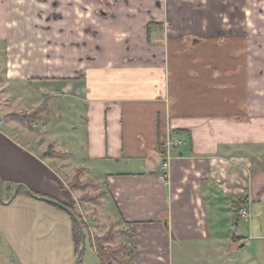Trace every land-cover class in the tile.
I'll use <instances>...</instances> for the list:
<instances>
[{
	"label": "crops",
	"instance_id": "0c3cea01",
	"mask_svg": "<svg viewBox=\"0 0 264 264\" xmlns=\"http://www.w3.org/2000/svg\"><path fill=\"white\" fill-rule=\"evenodd\" d=\"M0 49V264L77 263L28 191L133 264H264V0H0Z\"/></svg>",
	"mask_w": 264,
	"mask_h": 264
},
{
	"label": "trees",
	"instance_id": "16d2710c",
	"mask_svg": "<svg viewBox=\"0 0 264 264\" xmlns=\"http://www.w3.org/2000/svg\"><path fill=\"white\" fill-rule=\"evenodd\" d=\"M32 117L26 116L24 118L23 117H20V118H23L24 121H27V119H32ZM28 123H29V125L32 126V122H29V120H28ZM48 156H55V157L59 156L60 157V155L54 154L53 152H48L46 154V157H48ZM81 177H82V172H80V171L77 172V175L75 176L74 180L72 181V183L69 186L70 189L73 191L85 192V195L81 199V203H91L93 201H96L97 197L92 196L89 193H87L88 190L91 188L92 183H90V182L82 183L80 181ZM21 192H24V191H21ZM21 192H19V193H21ZM24 193H26L28 195L27 192H24ZM52 206L69 216V214L67 212H65L64 210L58 208L55 205H52ZM70 209L76 214V212L73 208H70ZM77 217L79 218V220L83 226L84 233H87V235H88L87 238H89V234H88V230H87V226H86L85 222L83 221V219L79 215H77ZM71 221H72V226H73V238H74V243H75V249H76V254L78 256L80 254V251L82 248L80 229H79L77 223L75 222V220H73L71 218ZM110 235L111 234L106 235L105 237H102V238H93V239L89 238V242L91 244V247L96 251V253L100 259V264H133L131 257L134 254V249L131 247L128 248L126 246L110 247L109 245L113 243L112 239L110 238Z\"/></svg>",
	"mask_w": 264,
	"mask_h": 264
},
{
	"label": "rangeland",
	"instance_id": "374dc122",
	"mask_svg": "<svg viewBox=\"0 0 264 264\" xmlns=\"http://www.w3.org/2000/svg\"><path fill=\"white\" fill-rule=\"evenodd\" d=\"M4 83H5L4 67H3V60H2V51L0 49V109L4 107V109H7V110L10 109L11 110L12 103H10V100L12 98L11 97L12 88L9 86L8 87L3 86ZM26 116H28V117L33 116L34 118L32 117V119H27V121H24L23 118ZM20 117H23V118H20ZM9 118H13V119L21 122L23 125L31 127V128H33L34 124H37L39 121L42 120L38 114H36V113L29 114L28 112L13 113V114L9 115ZM28 120H29V122H32V126L29 125ZM80 181H81V179H80ZM109 234H111L110 238L113 239L115 236L114 234H116V233L113 231H110ZM109 234H107V235H109ZM98 261H99L98 257L95 254V252L93 251V249L90 246H86L85 253L83 254V257H82V264H97ZM4 264H7V263H4Z\"/></svg>",
	"mask_w": 264,
	"mask_h": 264
},
{
	"label": "water",
	"instance_id": "95a60500",
	"mask_svg": "<svg viewBox=\"0 0 264 264\" xmlns=\"http://www.w3.org/2000/svg\"><path fill=\"white\" fill-rule=\"evenodd\" d=\"M18 190L19 188H17L15 190V193L13 195V198L12 200L17 196L18 194ZM28 194L32 197V198H35V199H38V200H41L43 202H46V203H49L51 205H55L57 206L58 208L64 210L65 212H67L69 214V216L75 220V222L77 223L79 229H80V236H81V241H82V248H81V251H80V254L78 255V259H77V263L76 264H81L82 262V257H83V254L85 253V250H86V239H85V235H84V229H83V226L79 220V218L77 217V215L67 206H65L64 204L62 203H59L57 201H54V200H50L48 198H39L37 197L36 195H34L32 192L28 191ZM0 203H4L3 201V184L0 180Z\"/></svg>",
	"mask_w": 264,
	"mask_h": 264
},
{
	"label": "built area",
	"instance_id": "2783aa9c",
	"mask_svg": "<svg viewBox=\"0 0 264 264\" xmlns=\"http://www.w3.org/2000/svg\"><path fill=\"white\" fill-rule=\"evenodd\" d=\"M167 169H168V166L167 165H164L163 166V174H162V177L163 178H166L167 177ZM238 217L240 220L242 221H245V222H248L249 221V217H250V214L248 212V209L246 206H242L240 207L239 211H238Z\"/></svg>",
	"mask_w": 264,
	"mask_h": 264
}]
</instances>
